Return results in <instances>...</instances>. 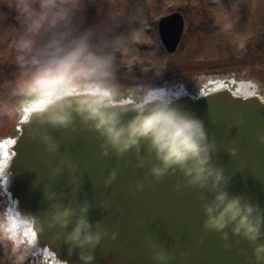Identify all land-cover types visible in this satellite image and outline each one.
<instances>
[{
    "label": "water",
    "instance_id": "water-1",
    "mask_svg": "<svg viewBox=\"0 0 264 264\" xmlns=\"http://www.w3.org/2000/svg\"><path fill=\"white\" fill-rule=\"evenodd\" d=\"M175 22L160 23L169 53L182 31L180 25L167 32ZM152 89L179 93L174 104L203 123L210 165L222 170L224 182L210 191L211 182L190 185L180 169L156 178L151 169L159 161L146 142L121 155L79 117L67 128L51 127L30 123L23 111L18 136L0 141V213L31 217L24 233L35 243L25 264H83L82 251L94 256L91 264H256L254 245L233 234L231 224L221 232L205 227L204 206L225 190L264 215V80L227 74L194 96L176 82ZM57 205L77 215L86 207L99 243L81 249L66 242L76 218L67 228L50 226Z\"/></svg>",
    "mask_w": 264,
    "mask_h": 264
},
{
    "label": "clouds",
    "instance_id": "clouds-1",
    "mask_svg": "<svg viewBox=\"0 0 264 264\" xmlns=\"http://www.w3.org/2000/svg\"><path fill=\"white\" fill-rule=\"evenodd\" d=\"M9 6L16 21L11 44L14 74L0 82V113L27 111L30 123L63 128L79 117L118 154L139 151L146 142L159 161L151 169L156 178L180 169L190 185L203 188L211 182L210 191L219 188L224 175L210 165L212 145L203 123L174 104L173 96L178 98L179 93L135 90L125 98L114 82V55L105 32L85 24V0H10ZM128 112L134 115L125 120ZM204 207L205 227L221 232L231 224L233 234L254 245L256 264H264V243H257L264 236V215L257 205L219 190ZM86 212L82 207L77 215L72 208L57 205L50 226L67 228L75 217L66 242L81 249L94 247L101 233L92 231ZM29 222L30 216L0 213V244L11 245L14 264H25L35 243L24 233ZM80 259L91 264L94 256L82 251Z\"/></svg>",
    "mask_w": 264,
    "mask_h": 264
},
{
    "label": "rangeland",
    "instance_id": "rangeland-1",
    "mask_svg": "<svg viewBox=\"0 0 264 264\" xmlns=\"http://www.w3.org/2000/svg\"><path fill=\"white\" fill-rule=\"evenodd\" d=\"M209 1L212 0H85L83 15L85 24L98 25L105 32L114 55L115 80L123 83L151 79L152 75L157 74L160 78H168L187 76L192 70L200 73L205 70H225L232 67L236 69L241 67V70H260L263 74L252 76L256 80H264V0H225L218 8L209 9L220 11L216 16L224 21L220 33H216L214 37L217 35L219 39L228 38L234 44H240L241 62L233 66L228 64L225 68L219 64L205 67L199 63V60L208 62L207 59L218 57L217 49L221 53L226 51L223 40L218 44L214 43L216 47L213 44L207 46L204 43L206 37L202 33L193 31L194 23L200 20L201 5L208 4ZM175 2L181 7L178 11L185 16L187 27L183 43L168 59L161 54L163 50L156 31L152 28L150 34H144L142 30L143 27L148 26V21L150 24L153 21L156 23V19L148 18L146 21L140 17V12L145 6L148 7L152 17L163 16L169 11L177 10V4H173ZM232 3L241 4V19H227V15L222 12L232 11L233 9L230 8ZM9 5L10 0H0V82L12 79L14 74V52L11 44L16 21ZM134 37L140 38V43L147 47L146 51L138 52L133 48ZM201 39L204 42L200 41ZM231 54L237 55L238 52L233 51ZM129 57H136L144 61L145 65L140 67L130 64ZM192 60L198 61L197 64L193 66ZM124 67L131 68L126 71ZM13 120L14 114L0 113V131H3L1 133L7 134L12 129ZM10 249V245L0 244V264H14Z\"/></svg>",
    "mask_w": 264,
    "mask_h": 264
},
{
    "label": "flooded vegetation",
    "instance_id": "flooded-vegetation-1",
    "mask_svg": "<svg viewBox=\"0 0 264 264\" xmlns=\"http://www.w3.org/2000/svg\"><path fill=\"white\" fill-rule=\"evenodd\" d=\"M225 0H212L209 1L208 4L203 3L201 5L202 7V11H200L199 15H200V20L198 21V23H194V28L193 31L197 32V33H202V35H204L206 37L205 42L203 39H201L200 41L204 42L207 44V46H209L210 44H218L221 42V40L223 39H219L217 38L218 36L216 35L214 37V35L217 33H220V30L223 26V22L222 18L219 16H216L218 14V12L220 11H210L209 9H213V8H218L222 2H224ZM173 4H177V10L176 11H169L166 14H164L163 16H156V17H152L150 14V11L148 10V7L145 8V6L142 8V11L140 12V17H142L143 19H145L146 21H148V18H153L156 19V23L153 21L150 24V21H148V26H149V33L152 31V28L154 29V31H156V33L158 34V22L160 19L162 18H166L169 17L171 15H178V17L181 18L182 20V35H181V39L180 42L178 44V47L183 43L185 34H186V21H185V16L183 15V13L180 11H178L181 7L179 5V3H173ZM230 8L233 9L232 11H222L223 13H225L227 15V19L228 18H236V19H241V4H235L232 3L230 5ZM233 15V16H232ZM235 19V20H236ZM146 27V26H145ZM143 30V28H142ZM195 35H194V39H195ZM135 38V37H134ZM139 38V37H137ZM140 39V38H139ZM159 39V37H158ZM196 40V39H195ZM160 42V40H159ZM239 42V41H238ZM215 43V44H214ZM223 47L226 49L225 53H221L219 51V49H217V53L219 54L218 57L215 58H210L211 60L207 59L208 62H205V60H199V63L202 66H214V65H221L224 68L227 67L228 64H232V66L234 64H237L239 62H241V49H240V44L238 43V45L234 44L233 41H231L230 39L227 38L223 40ZM195 44V42H194ZM197 44H195L196 46ZM160 46L163 50L162 56L167 57L168 59L170 57H172L178 50V47L175 51L174 54L172 55H167L162 47V44L160 42ZM216 47V45H215ZM215 51V50H214ZM233 51H237L238 54L234 55L231 54ZM248 59H250V57L248 56ZM141 63H145L144 61L142 62L140 59H138ZM198 61L193 62V66L197 64ZM218 62V63H216ZM145 65V64H143ZM179 65V64H178ZM177 65V66H178ZM124 69L126 71L130 70V67H124ZM140 73H143V71H140ZM155 74V73H153ZM160 74V73H159ZM187 76H172V77H168V78H160L157 75H152L150 78L151 79H145V80H138L135 81V83H123L121 81H114L120 88L121 92L123 93V95L125 96V98H131L132 95L135 93V90H147V89H152L153 87L159 86V85H166L167 83H173L176 82V85H184L187 90L189 92H191L193 95H196L201 89L202 87L209 81V80H213V79H219L224 75H229L232 78H237L239 80H241V75H243L244 78H246V76H248L250 78V76L252 75H261L263 74V72H261L260 70H253V69H249V70H241L240 68H230V69H225V70H205V71H201L199 73V71L197 70H192V72H188ZM143 84V85H142ZM19 114H14V120H13V127L10 131L7 132V134L1 133L3 131H0V139L4 136H8V137H14L16 136L18 133L16 131L15 128V119L16 117L18 118Z\"/></svg>",
    "mask_w": 264,
    "mask_h": 264
}]
</instances>
